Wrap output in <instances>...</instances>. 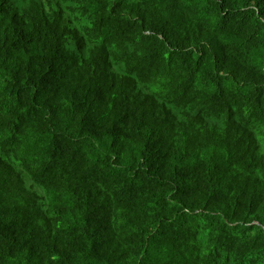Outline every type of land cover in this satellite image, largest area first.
<instances>
[{"label":"trees","instance_id":"16d2710c","mask_svg":"<svg viewBox=\"0 0 264 264\" xmlns=\"http://www.w3.org/2000/svg\"><path fill=\"white\" fill-rule=\"evenodd\" d=\"M0 264H264V0H0Z\"/></svg>","mask_w":264,"mask_h":264},{"label":"bare ground","instance_id":"6f19581e","mask_svg":"<svg viewBox=\"0 0 264 264\" xmlns=\"http://www.w3.org/2000/svg\"><path fill=\"white\" fill-rule=\"evenodd\" d=\"M249 16V15H248ZM231 18V17H230ZM133 40V39H132ZM88 41V40H87ZM128 41V40H127ZM130 43V42H129ZM132 43V45H133V42H131ZM129 45V44H128ZM86 48V47H85ZM132 48V47H131ZM253 48V47H252ZM126 49V48H125ZM242 50V49H241ZM246 53V52H245ZM258 54H259V52H258ZM259 56V55H258ZM257 56V57H258ZM260 58V57H259ZM248 61V60H247ZM251 62V61H250ZM229 121V120H228ZM247 205V204H246ZM253 205V204H252Z\"/></svg>","mask_w":264,"mask_h":264}]
</instances>
